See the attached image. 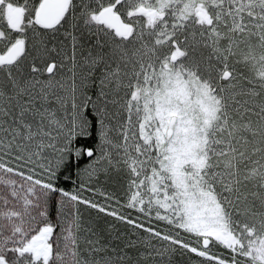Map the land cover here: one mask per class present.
<instances>
[{
  "label": "snow or ice",
  "instance_id": "snow-or-ice-1",
  "mask_svg": "<svg viewBox=\"0 0 264 264\" xmlns=\"http://www.w3.org/2000/svg\"><path fill=\"white\" fill-rule=\"evenodd\" d=\"M177 253L264 264V0H0V264Z\"/></svg>",
  "mask_w": 264,
  "mask_h": 264
},
{
  "label": "trees",
  "instance_id": "trees-1",
  "mask_svg": "<svg viewBox=\"0 0 264 264\" xmlns=\"http://www.w3.org/2000/svg\"><path fill=\"white\" fill-rule=\"evenodd\" d=\"M84 163H86V161H82L81 162V166H83ZM122 183H123V178L121 176L113 175L107 181H105L104 178L101 177V185H100V187L104 191L116 192L117 194H120V192H121V187L120 186H121ZM62 186L67 187V188H71L72 187L71 183H67V184H64ZM85 195L89 196L90 198H93V199H100V200L103 199L102 197L99 196L98 193H96L94 195L91 192H86ZM85 215H87V212H85ZM133 215H135V213H133ZM116 229H117V231L119 233H128L127 227L125 225L116 224ZM133 239H135V237H133ZM173 264H190V261H189L187 256H183L182 257L179 253H177L173 257Z\"/></svg>",
  "mask_w": 264,
  "mask_h": 264
}]
</instances>
